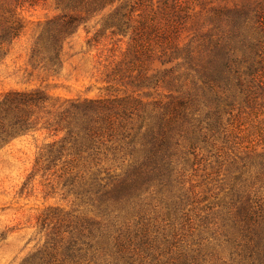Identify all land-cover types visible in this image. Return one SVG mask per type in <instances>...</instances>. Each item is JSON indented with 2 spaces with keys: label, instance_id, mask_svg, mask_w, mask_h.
Listing matches in <instances>:
<instances>
[{
  "label": "trees",
  "instance_id": "trees-1",
  "mask_svg": "<svg viewBox=\"0 0 264 264\" xmlns=\"http://www.w3.org/2000/svg\"><path fill=\"white\" fill-rule=\"evenodd\" d=\"M186 4V0H0V62L25 35L22 12L36 9L44 12L43 18L35 20L25 52L34 67L49 70L45 62L60 61L78 27L106 8H112L106 20L112 35L127 37L128 52L137 57L124 72L118 65L112 71L113 79L131 87L123 96L65 99L56 104L44 88L7 91L0 99V141L42 130L61 134L36 162L49 166L71 157L90 171L96 200L110 197L111 206L124 202L144 175L178 171V161L198 147L200 135L229 134L222 123L234 109L264 113V0H239L231 7L213 9L210 26L204 30L202 24L180 45L178 26L185 22ZM96 38L95 34L93 44L98 43ZM193 38L198 41L194 49ZM154 55L162 65L175 64L148 75L146 63ZM182 64L196 79L192 93L178 92L167 95L166 101L149 102L134 96L152 80L154 85H173L175 68ZM117 151L124 157L112 170L108 162ZM261 156V162L249 164L251 155L232 159L234 170L242 171L239 179L248 165L264 171V153ZM126 159L127 167L116 173ZM101 173L107 176L99 178ZM134 175L141 179L135 180ZM244 188L237 181V195L231 202L212 205L211 222L218 227L220 220L224 232H235L237 245L242 240L243 264H264V201L251 200ZM65 223L69 225L66 237L37 248L18 264H202L196 249L195 255L179 249L169 254L158 250L144 233L136 245L138 231H128L133 237L121 231L104 236L101 228L96 233L87 221Z\"/></svg>",
  "mask_w": 264,
  "mask_h": 264
},
{
  "label": "rangeland",
  "instance_id": "rangeland-1",
  "mask_svg": "<svg viewBox=\"0 0 264 264\" xmlns=\"http://www.w3.org/2000/svg\"><path fill=\"white\" fill-rule=\"evenodd\" d=\"M237 1L186 0L185 22L182 27L178 26L180 45L192 38L202 24L207 29L213 9L231 7ZM109 11L112 8L104 9L80 25L65 45L61 60L54 64L45 62V66L51 67L49 70L34 67L25 56L31 33L35 31V20L42 19L44 12L23 11L21 15L27 23L25 35L0 62V99L9 90L36 87L44 88L56 104L65 99H96L130 93L131 87L113 79L112 71L118 65L124 72L137 57L128 52L127 37L112 35V28L106 24ZM95 34L98 43L93 44ZM118 38L121 40L117 41ZM193 40L194 49L198 41ZM153 52L158 53L155 44ZM146 64L150 75L173 66L175 61L162 65L154 55ZM175 70L173 85L159 82L154 85L152 80V84L138 88L134 96L149 102L166 101L167 95L176 96L178 92L180 95L192 93L196 87L193 72L183 64ZM135 73L136 70L132 72ZM225 116L222 124L228 136L226 133L210 138H207L209 134L200 135L198 147L178 161V171L166 176L144 175L124 202L113 201L111 206L110 197H104L103 202L96 200L97 188L92 175L80 162L75 164L71 157L61 158L49 166L36 162L47 144L59 139L61 134L42 130L0 141V264H18L37 248L66 237L68 219L87 221L96 233L97 227L101 228L104 236L114 235L116 231L124 235L138 231L136 245L144 233L158 250H168L169 254L179 249L184 254L195 255L192 250L196 249L202 264H243L242 240L237 245V240H233L235 232H224L220 220L217 221L219 228L213 225L210 208L218 202H231L237 195V181L245 186L251 200L264 201V171L257 172V166L248 165V171L244 170L239 179L242 171L234 170L232 164L233 158L249 155L254 159L249 158L247 164L262 161L264 113L246 108L234 109L231 115ZM116 154L108 162L112 170L124 157L122 152ZM128 160L114 171L119 173L126 168ZM105 176L101 173L99 178ZM134 178L141 179L136 175Z\"/></svg>",
  "mask_w": 264,
  "mask_h": 264
}]
</instances>
